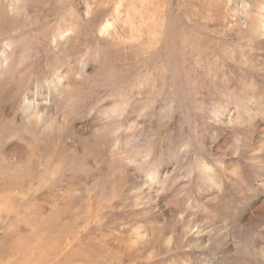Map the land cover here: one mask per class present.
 I'll return each mask as SVG.
<instances>
[{
	"label": "rangeland",
	"instance_id": "rangeland-1",
	"mask_svg": "<svg viewBox=\"0 0 264 264\" xmlns=\"http://www.w3.org/2000/svg\"><path fill=\"white\" fill-rule=\"evenodd\" d=\"M262 2L0 0V47L5 38L12 45L10 65L0 74V137L22 140L27 150L14 161L0 155V178L18 198L30 200L3 208L0 236L52 237L78 213L93 211L84 204L93 198L94 208L112 201L115 209L124 206V217L125 208L134 205L137 180L156 170L163 204L173 213L163 229L180 240V228L199 222L189 206L200 199L198 183L186 185L185 174L198 163L201 141L214 129L221 97L243 94L240 81L251 74L255 93H264V81L254 71L264 69V61L246 46L251 18L264 15ZM232 73L233 87L226 83ZM56 74L63 84L47 111L62 129L41 145L25 135L23 97L37 81ZM241 153L245 158L246 150ZM53 198L54 221L46 219ZM198 254L194 249L192 258L202 264ZM209 259L264 264L231 257L226 249Z\"/></svg>",
	"mask_w": 264,
	"mask_h": 264
},
{
	"label": "bare ground",
	"instance_id": "bare-ground-1",
	"mask_svg": "<svg viewBox=\"0 0 264 264\" xmlns=\"http://www.w3.org/2000/svg\"><path fill=\"white\" fill-rule=\"evenodd\" d=\"M246 41L247 53L264 61V15L251 18ZM11 46L5 38L0 47V74L10 65ZM254 71L257 79L264 81V69ZM231 77H235L233 73L226 83L233 87ZM254 79L252 74L249 80L243 76L240 81L243 94L234 97L229 91L221 97L224 104L219 106L221 112L214 129L201 141L198 163L185 174L186 185L193 179L198 183L200 199L189 206L197 210L199 222L180 228V240L178 237L175 240L173 232L166 233L163 229L164 221L173 217V213L163 204L162 177L159 178L156 170H150L135 183V202L125 208L124 217V206L115 209L112 201L94 208L93 198L84 203L93 211L78 213L65 227L57 228L52 223V229H57L50 239H34L32 232L18 233L16 237L0 236V264H196L197 260L192 258L194 249L202 264H213L208 261L209 255L222 249L231 257L264 262V93H255ZM62 84V78L56 74L51 79L37 81L24 94L25 135L41 145L47 136L54 137L62 129V123L47 111ZM40 104L44 107L42 111L36 110ZM10 137L4 141L0 137V155L8 161L22 159L27 155L24 142ZM190 149L187 151L191 153ZM243 150H246L245 158ZM147 155L149 159L150 154ZM6 189L10 188L0 178V215L9 204L30 202ZM57 206V199L53 198L47 220H56ZM180 242L184 245L179 246ZM180 254L184 256L181 258Z\"/></svg>",
	"mask_w": 264,
	"mask_h": 264
}]
</instances>
